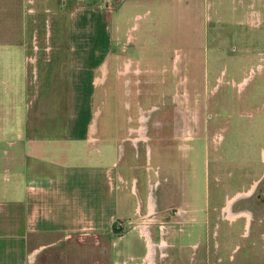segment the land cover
<instances>
[{
  "label": "rangeland",
  "instance_id": "1",
  "mask_svg": "<svg viewBox=\"0 0 264 264\" xmlns=\"http://www.w3.org/2000/svg\"><path fill=\"white\" fill-rule=\"evenodd\" d=\"M205 2V43L194 46L200 56L193 59L191 47H143L142 55L130 49L129 61L115 64L120 73L130 70L119 74L111 65L106 86L94 96L92 121L98 132L93 136L99 140L91 146L105 144L104 156L86 158L81 146L65 159L123 157L124 187L137 186L126 199L128 210L145 200L149 188L156 203L164 189H176L170 198L180 200L185 180L192 185L189 196L195 202L187 207L188 218L176 224V238H168L167 253H158L155 264H264V0ZM49 8L40 0H0V41L14 37L19 44L0 47V136L27 138V149L35 148L28 164L37 166L46 154L59 157L70 147L63 140L68 48L46 44L50 32L53 44L63 37V25L58 24L59 33L55 24L56 8ZM171 123L187 127L177 131ZM23 145L18 144L22 153ZM55 170L49 168L45 176ZM5 179L1 176L0 187ZM0 202H8L1 192ZM125 228L121 223L117 231L126 230L127 238L138 242L121 257L124 263L141 261L145 239ZM60 245L33 258L38 264L42 259L62 264L66 255ZM88 256L100 259L96 251ZM85 258L84 252L75 254L73 264Z\"/></svg>",
  "mask_w": 264,
  "mask_h": 264
},
{
  "label": "crops",
  "instance_id": "2",
  "mask_svg": "<svg viewBox=\"0 0 264 264\" xmlns=\"http://www.w3.org/2000/svg\"><path fill=\"white\" fill-rule=\"evenodd\" d=\"M40 2L47 11L50 10L49 6L56 8L53 12L57 16V30L59 23L63 25V37L53 44L50 32L46 44L68 48L65 84L69 113L62 138L70 147L66 152H59V157L46 154L36 161L40 166L34 163L29 165L28 155H32L35 148L27 149V138L0 136V152L4 155L0 156V178L3 176L5 179V174L8 176L6 185L0 187V192L8 201L5 204L0 202V264H38L39 261L33 258L37 252L55 244H61V251L66 255L62 264H73L75 254L81 252L87 258L77 259V264H112L114 257L116 264H155L158 253L166 255V248L171 244L168 238H176V224L188 218L185 213L188 212L187 207H192L195 202V198L189 196L193 194L192 185L185 180L187 185L180 200L170 198L177 194L176 189H164L162 198L156 203L149 188L145 200L140 198V202L128 210L126 199L136 193L137 186L133 185L130 191L124 187L127 183L126 173L120 170L123 157L110 162L100 159L83 163H69L65 157L68 152L81 146V155L86 158L94 153L104 156L105 144L96 149L91 146L94 139L99 140L93 136L94 132H98L92 121L94 96L101 85L106 86L111 65L115 66L119 60L124 63L129 61L126 55L130 49L142 55L143 47H191L193 59L200 56L194 46L205 43L203 15L206 2ZM112 4L113 9L110 8ZM31 11L39 12L34 8ZM33 23L38 24L35 19ZM197 37L202 40L197 41ZM15 40L13 37L0 41V47L19 45ZM115 69L119 74H124L130 67L121 73L116 66ZM179 123L176 124L177 131L187 127ZM22 143L25 147L23 153L18 147ZM36 158L31 160L35 161ZM125 164L132 167L128 160ZM49 168L56 170L53 175L45 176ZM209 200L207 197L206 201ZM121 223L129 227V231L135 229L137 235L145 239L141 261L124 263L125 259L121 256L133 250L134 240H138L128 239L126 230L117 231ZM115 238L119 242L116 243ZM115 243L116 249H113ZM92 251H96L100 259L90 258L88 253ZM40 264H45L43 259Z\"/></svg>",
  "mask_w": 264,
  "mask_h": 264
},
{
  "label": "flooded vegetation",
  "instance_id": "3",
  "mask_svg": "<svg viewBox=\"0 0 264 264\" xmlns=\"http://www.w3.org/2000/svg\"><path fill=\"white\" fill-rule=\"evenodd\" d=\"M171 124H173V125H175V123H171ZM176 128V125L174 126V129ZM173 133V132H172Z\"/></svg>",
  "mask_w": 264,
  "mask_h": 264
},
{
  "label": "built area",
  "instance_id": "4",
  "mask_svg": "<svg viewBox=\"0 0 264 264\" xmlns=\"http://www.w3.org/2000/svg\"><path fill=\"white\" fill-rule=\"evenodd\" d=\"M110 8H112V9H113V4H112V5H110Z\"/></svg>",
  "mask_w": 264,
  "mask_h": 264
},
{
  "label": "bare ground",
  "instance_id": "5",
  "mask_svg": "<svg viewBox=\"0 0 264 264\" xmlns=\"http://www.w3.org/2000/svg\"><path fill=\"white\" fill-rule=\"evenodd\" d=\"M231 214V213H230Z\"/></svg>",
  "mask_w": 264,
  "mask_h": 264
}]
</instances>
